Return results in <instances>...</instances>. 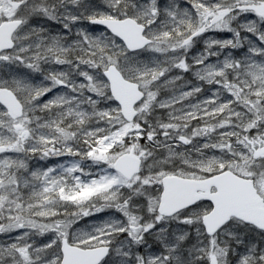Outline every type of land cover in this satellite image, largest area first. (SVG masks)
Listing matches in <instances>:
<instances>
[{
  "label": "snow or ice",
  "instance_id": "obj_1",
  "mask_svg": "<svg viewBox=\"0 0 264 264\" xmlns=\"http://www.w3.org/2000/svg\"><path fill=\"white\" fill-rule=\"evenodd\" d=\"M0 264H264V0H0Z\"/></svg>",
  "mask_w": 264,
  "mask_h": 264
}]
</instances>
